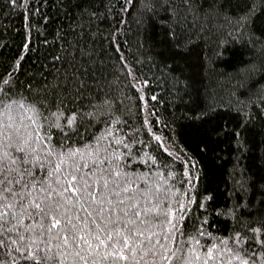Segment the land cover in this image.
<instances>
[{
  "label": "trees",
  "instance_id": "obj_1",
  "mask_svg": "<svg viewBox=\"0 0 264 264\" xmlns=\"http://www.w3.org/2000/svg\"><path fill=\"white\" fill-rule=\"evenodd\" d=\"M221 2L139 0L131 7L126 0H17L12 7L9 0H0V72L11 63L15 76L9 71L5 79L12 78L14 85L18 82L23 86L14 89L19 95L10 99L19 103H12L9 110L4 108L7 101L0 97V133L7 129L19 137L34 133L37 127L41 132L54 130L71 112L98 113L97 119L84 118L89 121L87 130L97 134L113 113L119 118L116 127L135 129L126 139L135 135L148 144L145 158L156 157L153 178L162 189L166 182L168 203L187 204L175 240L166 244L169 255L174 254L166 264H239L229 252L235 251L237 232L242 236V255L254 257L253 264H264V256L259 254L262 250L251 238L255 231V238L264 240L259 230L264 225L262 194L253 193L251 186L244 184L247 195L242 208L234 209L232 216L215 211L231 207L237 200L241 174L248 180L256 179L258 186L264 184L257 178L264 175V37L260 31L254 32L255 39L249 33L241 37L235 30V12L229 8L238 11L251 4L230 0L221 10ZM253 3L255 16L264 18V0ZM104 7L109 8L107 13ZM36 8L39 11L33 10ZM97 9V17H82V12ZM81 22L91 25L87 41L93 57L90 73L78 55L73 62L72 49L67 47H75L71 34ZM170 31L187 38L183 57L173 55ZM188 44L195 46L189 50ZM73 75L84 83L77 85ZM144 80L149 83L144 84ZM28 85L31 93L26 90ZM37 92L46 107L37 103ZM193 100L211 104L210 123L200 122L192 110ZM32 105L39 109L35 125L30 122ZM58 108L62 115H55ZM233 130L240 135L233 136ZM84 131L81 128L82 134ZM52 138L56 139L54 131ZM201 144L207 145L205 150ZM161 148L172 154L171 161ZM176 152L181 160L194 159L198 166L184 165L198 177L191 187L185 180L187 172L181 175ZM161 161L170 167H161ZM132 170L149 173L142 163H135ZM205 190L210 200L201 202L209 206L208 212L197 206L199 194ZM43 244L59 264H74V250L60 246L56 238L43 240ZM3 254L0 246V259ZM100 258L103 260V253ZM49 264H57V260Z\"/></svg>",
  "mask_w": 264,
  "mask_h": 264
},
{
  "label": "snow or ice",
  "instance_id": "obj_2",
  "mask_svg": "<svg viewBox=\"0 0 264 264\" xmlns=\"http://www.w3.org/2000/svg\"><path fill=\"white\" fill-rule=\"evenodd\" d=\"M126 3L135 7L139 0H126ZM226 3L230 4V0H222L221 10ZM16 4L17 0H9L10 6ZM246 4H251V7L238 11L229 8V11L235 12V30L241 37L249 33L255 39V31H260L264 37V18L255 16L253 0H246ZM33 10L39 11L38 8ZM104 11L107 13L109 8L104 7ZM85 15L91 20L99 15V9L87 14L82 12V17ZM90 30V24L86 27L81 22L78 30L71 34L75 47L72 44L67 46L72 49L70 58L73 62L78 55L89 73V61L93 59L87 47ZM168 40L174 46V56L186 55L183 51L186 37L170 31ZM194 46L188 44L189 50ZM117 56L119 60H124L118 52ZM9 71L14 78L15 70L11 63L0 72V97L7 101L5 110H9L12 103H19L12 101L10 96L19 95L14 89L23 87L18 82L14 85L12 78L5 79ZM72 79L77 85L84 83L76 80L75 75ZM143 83L148 84L149 81L144 80ZM26 90L31 93V85ZM40 95V92L36 93L37 103L46 107V102L39 99ZM152 98L155 99L154 96ZM190 103L200 122H211V104L202 105L195 100ZM32 110L30 122L35 125L38 124L39 109L32 105ZM55 115H62L59 108ZM89 116L97 119L99 114L71 112L70 116L64 117L63 124L56 123L54 130L41 132L37 127L34 133L19 137H14L7 129L0 133L3 135L0 141V246L4 249L0 264H49L52 260H57L59 264L58 258L45 251L48 245L43 244V240L49 238H56L60 246L74 250V264H166L173 259L174 254L169 255L166 244L175 240L177 226L184 218L187 204L177 202L172 206L168 203L166 182L162 189L153 178L152 164L156 162V157L145 158L148 144L138 141L135 135L126 139L129 133H135V129L116 127L119 118L113 113L105 118V126L97 134L85 127L89 121H84V118ZM78 117L83 123L78 122ZM96 127L100 128V125ZM81 128H85L84 134ZM53 131L55 140L52 138ZM232 135L239 136L240 132L233 130ZM73 136L76 140L72 139ZM160 143L157 139V144ZM37 144L39 147L35 146ZM136 144L139 147L134 148ZM206 147V144L200 145L202 150ZM161 151L166 153L169 161L172 160V154L167 153V149L161 148ZM175 157L180 164L181 175L187 172L185 164L198 167L194 159L181 160L179 152L175 153ZM135 163L147 166L149 173L145 175L133 171ZM160 166L167 169L170 164L161 161ZM169 175L172 173L169 172ZM241 175L243 183L238 186L244 195L237 192V200L232 206L215 209L217 214L232 216L234 209L244 206L242 201L247 195L244 184H249L253 193L259 191L264 197V184L258 186L256 179L248 180L247 176ZM257 178L264 182V175ZM185 180L191 187L198 177L187 172ZM162 199L163 207L160 206ZM209 200L205 190V193L199 194L197 206L208 212L209 206L201 201ZM259 230L264 233V225ZM203 234L198 232V235ZM235 237V251L229 249L232 258L239 264H253L254 257L246 259V253L242 255L241 233H235ZM251 238L262 250L259 254L264 256V240H257L255 231L251 233ZM100 253H103V260ZM63 255L60 253V256Z\"/></svg>",
  "mask_w": 264,
  "mask_h": 264
}]
</instances>
